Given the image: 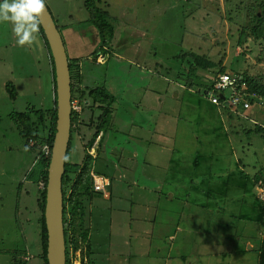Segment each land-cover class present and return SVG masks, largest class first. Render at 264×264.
Wrapping results in <instances>:
<instances>
[{
    "label": "rangeland",
    "instance_id": "374dc122",
    "mask_svg": "<svg viewBox=\"0 0 264 264\" xmlns=\"http://www.w3.org/2000/svg\"><path fill=\"white\" fill-rule=\"evenodd\" d=\"M95 1L115 27L114 38L107 47L110 54L102 52L105 57L99 55L98 62L91 54L99 49L100 39L89 23L91 16L85 0H47L60 31L65 23L74 29L82 27L87 35L85 59L80 64L82 89L87 94L90 88L105 86L116 98L111 130L101 134L88 150L96 161L94 170L106 175L91 174L93 195L85 198L81 217L87 240L77 238V250L70 243V264H164L165 260L172 262L169 264H219L216 259L206 261L212 256L207 255L205 245L179 243L175 250V245L162 244L160 226L169 225L170 221L177 223L180 203L188 199H174L176 191H185H175L177 182H165L166 166L161 171L159 167L170 159L173 164L179 163L177 157L181 153L188 161L198 154L201 164H205L201 153L211 154L214 148L223 155L222 160L210 167V176L204 173L208 168L202 169L197 180L216 176L225 158L231 156L223 144H239L240 157L242 147L245 152L250 149V161L256 167L264 163V134L255 132L251 122L229 121L227 117L221 118L226 130L223 129V122L218 119L222 113L204 94L216 75L198 70L196 77H188L192 62L187 55L185 59L181 57L187 53L203 55L215 65L222 62L227 71L264 79V35L256 39L248 33L255 26L262 27L264 33V6L260 7L263 0ZM256 15L263 18L260 25ZM40 41L38 49L19 47L12 26L0 23V264H43L38 257L41 212L37 202L42 189L39 184L25 182L38 172V163L33 165L39 156L37 151L27 150L25 140L9 118L14 111L52 104L51 64ZM8 84L15 91V99L6 90ZM77 102L79 116L70 161L78 164L95 133L89 124L97 123L102 111L97 106L91 108L90 99L84 107ZM232 179L233 183H240L236 176ZM198 182V187H202L203 182ZM213 183L207 181L204 185ZM208 193L205 187L192 199L208 201ZM166 194L168 197L164 198ZM217 198L221 200L220 196ZM160 200L171 201L168 209L164 208L163 221L162 209L155 220ZM187 203L182 213L184 220L191 217ZM136 204L138 208H133ZM143 205H149L151 210L144 212ZM136 217L146 218L143 224L151 229L158 226L157 236L150 240V252H144L148 243L146 240L143 245L142 230L130 228L138 223ZM253 227L245 231L254 248L243 264H262L264 259V229L257 222ZM110 230L116 233L117 245L126 260L110 258V244H103V236Z\"/></svg>",
    "mask_w": 264,
    "mask_h": 264
},
{
    "label": "crops",
    "instance_id": "0c3cea01",
    "mask_svg": "<svg viewBox=\"0 0 264 264\" xmlns=\"http://www.w3.org/2000/svg\"><path fill=\"white\" fill-rule=\"evenodd\" d=\"M63 29L61 30V33L63 35L67 53L70 59H80L82 64V60L84 58V51L87 35L84 32V29L78 28L74 29L70 26H66L65 23L62 25ZM95 29V27H93ZM90 32H93L90 29ZM40 35V39H42L43 45L45 44L42 38V35ZM45 46V45H44ZM81 67V65H80ZM82 69V67H81ZM82 74V72H81ZM52 78V76H51ZM182 89L183 87L180 86ZM52 91V87H51ZM192 91V90H191ZM200 91V90H199ZM206 91V87H205ZM53 96V91L51 92ZM206 94V93H205ZM262 103H256L251 106L250 109H248L246 112H244V115H242L243 118L240 117H233L234 120H241V121H248L251 122L253 125L256 124H263L264 125V108H261ZM264 106V102L262 104ZM216 109L220 115H222L218 119H226V117L230 120L229 114L223 112L220 110L219 107L215 106ZM224 116V117H223ZM221 119V120H222ZM223 122V129L225 128V123ZM228 139V138H227ZM230 142V139H229ZM224 147L231 152V156L225 158L224 164L221 167L222 170L219 171V173L216 176L207 177L204 179H198L197 175L198 173L205 168H208L205 174L210 176L212 173V165H215L216 162L222 160L221 154H218L216 151L217 149L212 148L210 152L211 154H203L202 158H205V164H201L199 160L198 154L193 157L190 161L185 159L182 156L177 157L179 160V163L173 164V161L170 160L167 162V164L162 165L159 167V170H163L165 168V172L163 179L166 182V180L169 182H177L178 185L175 188V191L177 189H184L183 194H179L177 191L175 192L174 199L178 197H187V202L183 201L180 203L181 207L177 210L181 214V216H178L176 213V221L175 224H173L172 221L168 222L169 225H162L160 226V233L162 236V244L175 245V250H178L179 243L185 244V243H193L197 247L199 245H205L206 251H209L207 254L208 256H212L211 258H207L206 261L212 262L214 259L217 260L219 264H241L246 263L249 259V257L252 255L251 252L253 250V246L249 244V240L247 239L250 236L246 235V229H254L253 225L256 222V214L254 212V218L251 220L249 219L248 215V209L251 207V204L249 201L253 197H257L256 195V185L255 181L258 179L263 173H264V163H258L257 167L254 165V162L250 161L251 157V150L248 149L247 152H245V149L242 147V157L239 156L237 153L240 148L238 147L239 144H223ZM252 145L250 144V147ZM249 147V148H250ZM198 153V152H195ZM242 159V160H241ZM199 160V161H198ZM243 161V162H242ZM245 165V166H243ZM35 165V162H34ZM33 165V166H34ZM255 169V171H254ZM159 171V172H160ZM236 176L240 179V183H233L232 177ZM203 180H205L203 182ZM29 180L26 179L25 182ZM202 181V187H198V185ZM207 181L215 182L211 185L205 186L204 184ZM216 182H222L216 183ZM32 183V182H30ZM205 186L209 193L207 196L209 197V200H202V202H199L198 199H192V196L196 197L197 192H200L202 189H205ZM181 195V196H180ZM221 197V200L218 201L217 197ZM168 194L164 196V198H167ZM190 198V199H189ZM162 200H160V203ZM171 201H167L165 203H161L158 206V209L156 211L155 220L159 215V209H162L161 214L163 215L162 220L165 216V209H168V204ZM185 203L186 205H190V218L188 220H184L182 213L185 211ZM165 205V206H164ZM144 212H149L151 210V207L149 205H143ZM133 208H138V205H133ZM238 217H237V216ZM242 215H248L244 218H247L248 220H242ZM169 217V216H168ZM138 220V223H136V226L130 228H139L142 230V241L143 245L145 246V242L147 240L148 247L145 251L150 252V240L157 236L158 233V226H154V228L151 229L150 225H144L143 223H146V218L144 217H136ZM171 219V217H169ZM30 219L27 218L26 221H29ZM121 220L120 218L118 219ZM182 220V221H181ZM142 222V223H141ZM167 222V221H165ZM38 225H40V219L38 220ZM41 226V225H40ZM124 228V227H123ZM126 228H124V231ZM111 232L108 235L103 236V244H110L109 248V256L110 258L115 260H126L124 257L123 252L118 247V243L116 241V233L114 230H110ZM228 235V239H225V237ZM193 238V239H192ZM126 241V240H125ZM109 246V245H108ZM251 246V247H249ZM173 251V249L171 250ZM182 257H185L184 253H180ZM246 255V257H244ZM119 257V259H116ZM245 258V260H244ZM167 259H169L167 257ZM203 258H200L202 261ZM129 261V259H128ZM170 260H165L164 264H169L172 262H169ZM200 261V262H201ZM199 262V263H200ZM212 264V263H211Z\"/></svg>",
    "mask_w": 264,
    "mask_h": 264
},
{
    "label": "trees",
    "instance_id": "16d2710c",
    "mask_svg": "<svg viewBox=\"0 0 264 264\" xmlns=\"http://www.w3.org/2000/svg\"><path fill=\"white\" fill-rule=\"evenodd\" d=\"M85 6L88 12L90 13L89 23L95 27L98 32V36L100 39L99 49H96L91 56L94 58L93 60L98 62L99 55L101 57H105V55L101 54H110V51H107V47H110L112 40L114 38V30L115 27L112 23L111 18L108 14L100 9L96 5L95 0H85ZM264 6V0L260 4V7ZM50 10V9H49ZM51 12V11H50ZM52 14V13H51ZM255 20L259 22V25L263 22V18H259L257 15L255 16ZM56 22V21H55ZM59 29V27H58ZM262 27H253L248 32L251 36H254L256 39L263 38L264 33L261 32ZM60 30V29H59ZM61 32V31H60ZM40 34L42 35L45 48L49 54V61L51 66V74H52V104L47 105L44 108H35L34 106L29 107L24 112H12L9 115V118L15 123L19 134L25 140V144L27 150L30 152L37 151V155L39 156L37 162L38 163V172L29 177L30 182L40 185V182L43 181L45 184V188L42 191H38L39 196L37 199L38 207L41 212L40 217V225H41V234H40V253L38 257L42 259L43 264H48L47 261V228L45 222V205H46V189L48 182V167L51 155L49 157H45L41 152V148L44 144H48L51 148L53 146L54 137L56 134V125H57V102H56V82H55V73H54V64L51 55V51L45 39L43 30L41 28ZM103 52V53H102ZM190 59L191 67L188 70V77L194 76L196 77V72L198 70H202L205 72L213 73L216 75V78L219 75L224 74H232L238 76L237 82V90L242 91L245 95V100L248 99L250 101L251 106L256 103L264 102V79L262 77H251L246 73L241 72H230L227 71L226 68H223V63H216L211 61L210 59L204 57L203 55H197L194 53L190 54H182L181 57L185 59V57ZM186 57V58H187ZM90 60V59H89ZM80 59H70L69 58V68L72 79V101L79 100V104L86 106V100L90 99L92 105L91 108L98 107L102 111L101 116H99L97 123L93 121L90 122L91 129H95V133L93 134L91 140L88 144V149L85 151L84 158L81 163H71L70 161V153L72 150L73 139H74V130L76 125V118L79 116L76 111L73 110L72 113V130H71V139L69 143V149L66 157V165H65V174L63 176V194H64V224H65V237H66V246H67V264H70L69 260V248L70 243L73 244L74 250H77L78 244L77 238H82L87 240V233H84L83 230V221L82 214L84 209V201L85 198L91 197L93 195V190L91 187L92 179L91 174L95 172L96 174H103L102 171L94 170V164L96 163L95 158L92 157L89 153L90 147L94 144L96 139L101 135L108 134L111 130L112 125V116H113V106L116 102V98L105 86H97L95 88H90L87 94L85 90L82 89L83 77L81 74L80 67ZM100 65V64H99ZM217 68V69H216ZM263 82H262V81ZM208 91L213 89V83L206 87ZM6 90L10 93V97L12 99L16 98L15 91L11 89L10 85H6ZM51 91V92H52ZM224 95L228 97L230 95L229 91H224ZM225 96V97H226ZM226 97V98H227ZM244 102V101H243ZM96 107V108H97ZM221 110L224 109V112L229 114L230 120L235 117L243 118L244 112L246 110L243 107V103L237 107V109H233L232 106H222L219 107ZM255 132L264 134V125L256 124ZM30 141L35 142V146H30ZM35 165L33 167H35ZM34 170V168L32 169ZM264 180V173L255 181V185L257 186L258 181ZM257 195V193H256ZM249 203L251 207L248 209L249 219L254 218V212L256 214L255 221L258 223L260 228L264 229V206L261 200L258 197H253ZM248 215H242V220H248L244 218ZM237 216V215H236ZM238 217V216H237ZM252 221V220H251ZM70 237V242H69ZM261 264V263H260ZM264 264V259L262 261Z\"/></svg>",
    "mask_w": 264,
    "mask_h": 264
},
{
    "label": "water",
    "instance_id": "95a60500",
    "mask_svg": "<svg viewBox=\"0 0 264 264\" xmlns=\"http://www.w3.org/2000/svg\"><path fill=\"white\" fill-rule=\"evenodd\" d=\"M41 28L53 59L57 102L56 134L48 167L44 213L47 261L48 264H67L63 176L72 130V79L65 41L48 7Z\"/></svg>",
    "mask_w": 264,
    "mask_h": 264
},
{
    "label": "clouds",
    "instance_id": "9594fccd",
    "mask_svg": "<svg viewBox=\"0 0 264 264\" xmlns=\"http://www.w3.org/2000/svg\"><path fill=\"white\" fill-rule=\"evenodd\" d=\"M47 12V0H0V23L12 26L16 44L38 49L40 31Z\"/></svg>",
    "mask_w": 264,
    "mask_h": 264
},
{
    "label": "built area",
    "instance_id": "2783aa9c",
    "mask_svg": "<svg viewBox=\"0 0 264 264\" xmlns=\"http://www.w3.org/2000/svg\"><path fill=\"white\" fill-rule=\"evenodd\" d=\"M238 78H239L238 76L232 74L219 75L213 82V89L211 91H208L206 89V91H204V94L206 93V96H208L210 102L217 107H222L226 105V106H232L233 109H237V107L243 103V107L247 111L248 109L251 108V104L248 99L245 100V95L242 93V91L237 90ZM224 91H229L230 95H228L227 97L226 95L223 94ZM76 102L77 101H73L72 106H73V110L78 112L79 110L76 106L77 105ZM30 146L31 147L35 146V142L30 141ZM41 152L44 154L45 157H49L51 155L52 148L46 143L42 146ZM40 188L41 189L45 188V184L43 181L40 182ZM256 193H257V197L261 200L264 206L263 179L258 181V184L256 186Z\"/></svg>",
    "mask_w": 264,
    "mask_h": 264
}]
</instances>
